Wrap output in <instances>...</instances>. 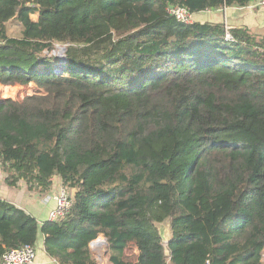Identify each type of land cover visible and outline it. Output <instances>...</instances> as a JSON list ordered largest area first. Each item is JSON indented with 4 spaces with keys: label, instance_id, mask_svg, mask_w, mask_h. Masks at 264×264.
<instances>
[{
    "label": "trees",
    "instance_id": "16d2710c",
    "mask_svg": "<svg viewBox=\"0 0 264 264\" xmlns=\"http://www.w3.org/2000/svg\"><path fill=\"white\" fill-rule=\"evenodd\" d=\"M250 1L0 0V84L35 86L0 98L4 182L75 189L42 222L0 198V259L41 234L57 264L99 236L111 264H264V36L168 12Z\"/></svg>",
    "mask_w": 264,
    "mask_h": 264
},
{
    "label": "crops",
    "instance_id": "0c3cea01",
    "mask_svg": "<svg viewBox=\"0 0 264 264\" xmlns=\"http://www.w3.org/2000/svg\"><path fill=\"white\" fill-rule=\"evenodd\" d=\"M257 4L258 0H252L245 7L222 6L216 9L203 10L193 14V20L201 22L222 21L223 23H225L227 28H232L235 26H247L252 32L264 36V17L260 16ZM55 186H59V188L62 187L60 178L58 176H53L51 189L46 193H49L51 191L54 192L55 190L53 189ZM70 190L73 195L75 192L74 189L71 188ZM44 194L45 193L39 194L36 192H29L26 189L25 183L22 181H20L16 187L8 186L4 182V174L0 172V198H4L11 201L17 207L33 215L39 222L49 220V211L54 206V204L51 203L53 201L49 202V200L47 201L45 197L42 198ZM98 238H96L90 244L91 256L95 260L96 264H111V262L107 260L106 257V240L104 241L101 240V238ZM97 239L99 241L101 240L102 242L94 244L96 243ZM35 249L36 257L33 264H57L54 259L46 255L43 248V237L41 234L39 235L38 240L35 244ZM125 252L126 249L124 251V254ZM96 258H101V260H103L104 262L100 263L98 262L99 260H97ZM262 258L264 261V250Z\"/></svg>",
    "mask_w": 264,
    "mask_h": 264
},
{
    "label": "built area",
    "instance_id": "2783aa9c",
    "mask_svg": "<svg viewBox=\"0 0 264 264\" xmlns=\"http://www.w3.org/2000/svg\"><path fill=\"white\" fill-rule=\"evenodd\" d=\"M258 10L264 12V0H258ZM168 12L178 21L191 22L193 13L186 7L171 6ZM227 28V27H226ZM75 190V189H74ZM54 206L49 211V220H58L72 205V193L64 186L55 193L53 197ZM36 257V249L33 245H22L7 250L0 259V264H33ZM169 264V263H167ZM205 264H209L206 262Z\"/></svg>",
    "mask_w": 264,
    "mask_h": 264
},
{
    "label": "rangeland",
    "instance_id": "374dc122",
    "mask_svg": "<svg viewBox=\"0 0 264 264\" xmlns=\"http://www.w3.org/2000/svg\"><path fill=\"white\" fill-rule=\"evenodd\" d=\"M259 13H260V16L264 17V12L259 11ZM6 28H7V34L9 36L19 37L21 34V25L15 19L8 21L6 23ZM55 46H56V49L49 51L48 56L53 58V60H54V58H59L60 60H63L61 48H63L64 45L63 44H55ZM61 64H63V63H61ZM34 90H35V86L33 84H28V85H3V84H0V98L11 97V98L20 100L23 98V96H25L26 94L32 93ZM59 189H60L59 186H55L53 189V190H55L54 192L51 191L49 193H45L44 196H42V198L45 197V199L47 201L49 200V202L53 201V197ZM38 196H40V195H38ZM51 203L54 204V201ZM166 224H167V222L160 224L159 228H164L166 226ZM99 238H101V240L105 241L104 237L99 236ZM136 253L137 252H136L135 248H133L132 246H129L128 248H126L125 257L127 259H130V260L134 259L136 256ZM97 260H99L98 262H100V263L104 262L103 260H101V258H98Z\"/></svg>",
    "mask_w": 264,
    "mask_h": 264
},
{
    "label": "water",
    "instance_id": "95a60500",
    "mask_svg": "<svg viewBox=\"0 0 264 264\" xmlns=\"http://www.w3.org/2000/svg\"><path fill=\"white\" fill-rule=\"evenodd\" d=\"M61 49H62V55H63L62 58H65L66 47L64 46ZM159 232H160V236L162 238V241L163 242H167V240L169 238V228H168V224H166V226L164 228H159ZM105 243H106V241H105ZM165 253L168 254V250H165Z\"/></svg>",
    "mask_w": 264,
    "mask_h": 264
},
{
    "label": "bare ground",
    "instance_id": "6f19581e",
    "mask_svg": "<svg viewBox=\"0 0 264 264\" xmlns=\"http://www.w3.org/2000/svg\"><path fill=\"white\" fill-rule=\"evenodd\" d=\"M101 242H102L101 240H100V241H99V240H97V241H96V243H94V244H98V243H101Z\"/></svg>",
    "mask_w": 264,
    "mask_h": 264
}]
</instances>
